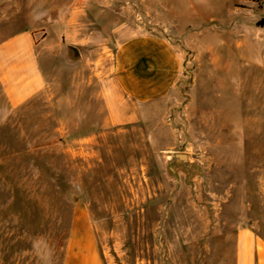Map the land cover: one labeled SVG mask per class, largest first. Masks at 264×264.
<instances>
[{
  "label": "rangeland",
  "instance_id": "374dc122",
  "mask_svg": "<svg viewBox=\"0 0 264 264\" xmlns=\"http://www.w3.org/2000/svg\"><path fill=\"white\" fill-rule=\"evenodd\" d=\"M75 1L1 0L0 39L31 28L68 44ZM125 22L148 21L134 12ZM195 25L188 31L211 29ZM66 47L31 101L12 108L0 85V264H63L78 206L106 264H238L248 235L264 243L261 64L188 56L178 89L146 118L115 126L102 95L114 57ZM170 153L193 167L170 165Z\"/></svg>",
  "mask_w": 264,
  "mask_h": 264
},
{
  "label": "crops",
  "instance_id": "0c3cea01",
  "mask_svg": "<svg viewBox=\"0 0 264 264\" xmlns=\"http://www.w3.org/2000/svg\"><path fill=\"white\" fill-rule=\"evenodd\" d=\"M134 12L148 22H125ZM205 21L208 31H188L191 23L200 27ZM263 22L264 0H76L68 44L53 36L39 40L31 28L0 39V85L17 108L47 89V61L68 56L67 45L73 56L84 59L97 56L103 62L111 55V74H106L102 92L107 123L132 124L183 84L188 56H248L264 67ZM149 24L151 29H145ZM247 237L238 264H264V243L250 244ZM63 264H106L86 207L73 213Z\"/></svg>",
  "mask_w": 264,
  "mask_h": 264
},
{
  "label": "water",
  "instance_id": "95a60500",
  "mask_svg": "<svg viewBox=\"0 0 264 264\" xmlns=\"http://www.w3.org/2000/svg\"><path fill=\"white\" fill-rule=\"evenodd\" d=\"M170 159V165H182L187 170H190L193 167V162L191 161V158L187 154L182 153H170L169 154Z\"/></svg>",
  "mask_w": 264,
  "mask_h": 264
}]
</instances>
